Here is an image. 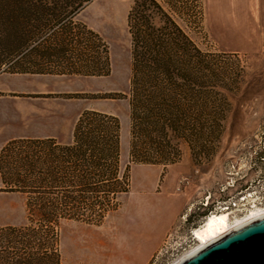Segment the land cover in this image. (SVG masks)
Masks as SVG:
<instances>
[{"label": "rangeland", "instance_id": "374dc122", "mask_svg": "<svg viewBox=\"0 0 264 264\" xmlns=\"http://www.w3.org/2000/svg\"><path fill=\"white\" fill-rule=\"evenodd\" d=\"M152 1L153 6L144 0L85 3L70 19L76 42L47 57L43 68L65 75L0 73V149L11 138L43 136L54 127L65 142L84 111L119 121L118 176L127 190L111 200L98 225L60 221L59 264H168L209 215L225 213L232 225L264 210V0ZM70 5L66 9L75 4ZM136 6L144 8L137 10L153 28L169 32L174 24L184 34L189 45L178 62L191 80L192 46L200 52L208 70L205 91L217 92L226 109L216 126L219 134L204 138L200 152L192 149V132L168 133L166 145L172 142L177 151L166 165L138 163L130 155L128 16ZM42 40L35 39L37 50L30 55L37 64L46 47ZM176 81L186 93L180 92V103L191 106L192 87L184 86L183 76ZM2 189L0 178V229L29 224L25 196ZM1 245L2 255L9 256V246ZM163 245L166 252L159 254Z\"/></svg>", "mask_w": 264, "mask_h": 264}, {"label": "trees", "instance_id": "16d2710c", "mask_svg": "<svg viewBox=\"0 0 264 264\" xmlns=\"http://www.w3.org/2000/svg\"><path fill=\"white\" fill-rule=\"evenodd\" d=\"M89 1L0 0V73L47 74L43 69L46 58L52 60L61 46L68 48L76 42L78 36L70 19ZM71 3L74 7L66 9ZM142 3L155 5L152 0ZM138 6L128 16L132 44L130 155L138 163L166 165L177 151L172 142L166 145L168 133L192 132V149L200 152L205 148L204 138L219 134L216 126L226 109L217 92L205 91L203 78L208 70L203 67L200 52L192 46L196 63L191 80L178 62L184 46L189 45L184 34L174 24L169 32L167 27L153 28L149 17L137 10L144 8ZM56 26L61 27L58 32L62 38L54 33ZM37 38H43L46 45L39 53L38 64L30 57ZM177 76L186 79L184 86L192 87L191 106L180 103L183 84L176 81ZM119 135L115 116L84 111L65 142L53 138L14 139L0 149L2 190L25 196L30 218V223L21 227L0 229V264H59L60 221L101 222L111 200L127 190V182L118 176ZM4 242L10 249L7 257L2 255Z\"/></svg>", "mask_w": 264, "mask_h": 264}, {"label": "water", "instance_id": "95a60500", "mask_svg": "<svg viewBox=\"0 0 264 264\" xmlns=\"http://www.w3.org/2000/svg\"><path fill=\"white\" fill-rule=\"evenodd\" d=\"M175 264H264V216L229 231Z\"/></svg>", "mask_w": 264, "mask_h": 264}, {"label": "bare ground", "instance_id": "6f19581e", "mask_svg": "<svg viewBox=\"0 0 264 264\" xmlns=\"http://www.w3.org/2000/svg\"><path fill=\"white\" fill-rule=\"evenodd\" d=\"M262 216H264V210L253 211L244 218L236 219L232 225H228L225 213L214 214L206 218L203 224L193 231V235L198 242V248H201L229 231Z\"/></svg>", "mask_w": 264, "mask_h": 264}, {"label": "built area", "instance_id": "2783aa9c", "mask_svg": "<svg viewBox=\"0 0 264 264\" xmlns=\"http://www.w3.org/2000/svg\"><path fill=\"white\" fill-rule=\"evenodd\" d=\"M183 183H185V181L181 180L180 184H183ZM196 249H198V242L194 238V235L192 232L191 240L188 243H186V245H184L177 254L175 253L174 255H171L169 259L166 261V263L175 264L181 259H183L184 257H186L187 255H189L190 253L194 252ZM162 252H166V245L162 246L159 254H161Z\"/></svg>", "mask_w": 264, "mask_h": 264}, {"label": "crops", "instance_id": "0c3cea01", "mask_svg": "<svg viewBox=\"0 0 264 264\" xmlns=\"http://www.w3.org/2000/svg\"><path fill=\"white\" fill-rule=\"evenodd\" d=\"M55 76H60V75H55ZM62 133L60 130H58L56 127H54L51 131L47 132L43 136H38V137H18V138H11L7 142L14 140V139H46V138H53L56 139L57 141H60ZM64 142V141H61Z\"/></svg>", "mask_w": 264, "mask_h": 264}]
</instances>
